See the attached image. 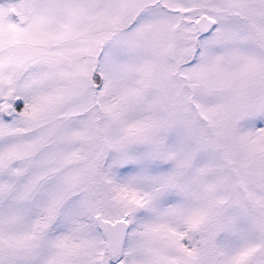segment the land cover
Listing matches in <instances>:
<instances>
[{"label":"snow or ice","instance_id":"6c2138e0","mask_svg":"<svg viewBox=\"0 0 264 264\" xmlns=\"http://www.w3.org/2000/svg\"><path fill=\"white\" fill-rule=\"evenodd\" d=\"M0 264H264V0H0Z\"/></svg>","mask_w":264,"mask_h":264}]
</instances>
